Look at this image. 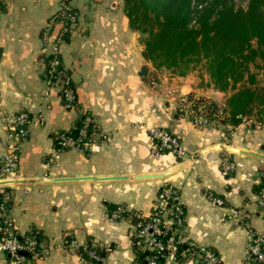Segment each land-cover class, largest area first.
<instances>
[{"label":"crops","instance_id":"crops-1","mask_svg":"<svg viewBox=\"0 0 264 264\" xmlns=\"http://www.w3.org/2000/svg\"><path fill=\"white\" fill-rule=\"evenodd\" d=\"M2 2L0 162L7 141L3 113L29 111L10 203L21 234L41 233L40 250L47 253L34 257L33 264H91L72 240L96 246L99 264H144L134 245L131 219L113 214L122 206L128 213L148 215L166 180L181 193L190 239L214 249L219 264H256L247 242L250 232L264 236L259 201L264 122L252 114L238 123L226 119L198 128L179 117L181 93H199L227 107L231 92L215 89L206 72L179 76L154 67L144 56L143 34L130 26L123 0H71L77 20L60 57L76 87L77 104L66 108L58 87L48 84L52 38H42L61 0ZM144 65L149 71L141 75ZM86 113L94 117L104 140L91 149L63 151L48 173L45 162L54 151V136L76 128ZM157 126L179 137L184 158L159 150L150 136V128ZM228 157L235 170L224 175L222 163ZM3 184L0 180V194ZM210 194L224 204H214ZM234 209L241 211L239 223L233 219ZM0 264H7L5 256ZM163 264L202 263L189 256L168 258Z\"/></svg>","mask_w":264,"mask_h":264},{"label":"built area","instance_id":"built-area-1","mask_svg":"<svg viewBox=\"0 0 264 264\" xmlns=\"http://www.w3.org/2000/svg\"><path fill=\"white\" fill-rule=\"evenodd\" d=\"M77 15L71 5V0H61L59 11L52 18L42 33L44 41L52 38L53 52L47 62L48 84L59 89V96L66 108H73L77 104L76 87L69 73L62 65L60 48L65 41L70 27L76 23ZM56 26L59 29L56 30ZM177 114L203 128L208 125H217L226 120L228 111L226 105H220L199 93H181L178 95ZM3 122L7 131V141L0 162V180L4 182L2 202L0 203V256L7 258V264H33L34 257L41 256L46 251L40 250L41 233L32 230L21 234L11 216V183L15 182L19 167L22 143L28 133V124L31 119L27 110L18 113H3ZM150 136L155 141L159 150L172 153L176 157L186 156L180 139L165 126L150 128ZM105 135L91 114H84L82 126L78 134H72V129L59 131L54 136L55 148L48 157L45 166L48 173L63 151L67 149H91ZM228 139L226 133L223 134ZM235 170L234 162L228 157L222 163V173L229 175ZM210 200L216 205H223L224 201L209 195ZM260 204L264 207V189L260 192ZM236 223L242 220L239 209L232 210ZM113 216H122L131 219L134 228V245L138 257L144 264H163L171 258L181 261L189 256H197L202 264H219L218 254L207 245L194 242L185 232L186 212L181 201V193L177 186L166 180L160 186L152 210L148 215L136 212H126L120 206ZM84 261L99 264L101 253L96 246L89 243L78 245L72 240ZM247 251L256 264H264V236L250 232L247 242Z\"/></svg>","mask_w":264,"mask_h":264},{"label":"trees","instance_id":"trees-1","mask_svg":"<svg viewBox=\"0 0 264 264\" xmlns=\"http://www.w3.org/2000/svg\"><path fill=\"white\" fill-rule=\"evenodd\" d=\"M196 1L123 0L130 26L143 34L154 67L179 76L203 67L210 85L231 92L228 121L238 123L256 114L257 122L263 123L264 90L257 85L252 65L264 68V0H248L246 6L211 0L201 7ZM81 126L82 121L72 134ZM263 189L264 175L259 191Z\"/></svg>","mask_w":264,"mask_h":264},{"label":"rangeland","instance_id":"rangeland-1","mask_svg":"<svg viewBox=\"0 0 264 264\" xmlns=\"http://www.w3.org/2000/svg\"><path fill=\"white\" fill-rule=\"evenodd\" d=\"M211 0H197L195 2L196 5H199V7L201 6H204L206 4H208ZM228 3L229 4H233L235 6H246L247 3H248V0H228ZM259 64H261V60H257ZM161 69H164V70H167L165 68H161ZM252 70L257 73V76H256V79H257V85L259 88L263 89L264 90V68H258L256 67L255 65H252ZM170 71V70H169ZM198 73H202L204 72V68L203 67H199L197 69ZM194 72V71H193ZM259 82L262 83L261 86H259Z\"/></svg>","mask_w":264,"mask_h":264},{"label":"water","instance_id":"water-1","mask_svg":"<svg viewBox=\"0 0 264 264\" xmlns=\"http://www.w3.org/2000/svg\"><path fill=\"white\" fill-rule=\"evenodd\" d=\"M144 56L145 57H147V54H146V52H144ZM148 71H149V68H148V66H146V65H144L142 68H141V75H146L147 73H148ZM167 174H169V173H167ZM166 174V175H167ZM165 175V174H164ZM107 178H115V177H107Z\"/></svg>","mask_w":264,"mask_h":264}]
</instances>
